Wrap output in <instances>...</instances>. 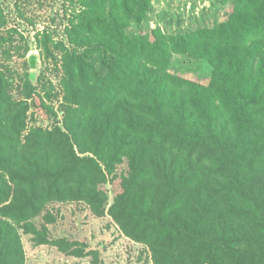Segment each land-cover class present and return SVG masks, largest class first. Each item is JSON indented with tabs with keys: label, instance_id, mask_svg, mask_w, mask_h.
<instances>
[{
	"label": "trees",
	"instance_id": "1",
	"mask_svg": "<svg viewBox=\"0 0 264 264\" xmlns=\"http://www.w3.org/2000/svg\"><path fill=\"white\" fill-rule=\"evenodd\" d=\"M152 1L85 0L64 48V128H28L29 100L0 71V264H26L10 220L39 246L96 253L35 225L53 202L110 215L154 264H264V0H233L213 28L130 32ZM176 54L209 60L210 82L172 73ZM126 159L107 208L101 185Z\"/></svg>",
	"mask_w": 264,
	"mask_h": 264
},
{
	"label": "rangeland",
	"instance_id": "2",
	"mask_svg": "<svg viewBox=\"0 0 264 264\" xmlns=\"http://www.w3.org/2000/svg\"><path fill=\"white\" fill-rule=\"evenodd\" d=\"M233 0H153L146 19L129 28L148 33L161 28L165 34L213 28L227 21ZM85 0H0V71L10 82L9 93L16 101L29 100L28 128H64L65 101L63 69L65 47L73 49L69 29L85 11ZM38 56L34 75V98H27L25 83L30 75L29 58ZM171 72L208 84L214 67L209 60L174 55ZM46 107H51L48 113ZM129 173L126 159L101 188L107 192V208L123 190V177ZM48 216L54 221L47 222ZM41 229L48 227L51 239L79 241L85 251L76 257L51 245H38L22 224L13 223L21 236L26 264H154L150 247L127 237L110 215L97 217L85 202H53L33 220ZM78 247V249H79Z\"/></svg>",
	"mask_w": 264,
	"mask_h": 264
},
{
	"label": "water",
	"instance_id": "3",
	"mask_svg": "<svg viewBox=\"0 0 264 264\" xmlns=\"http://www.w3.org/2000/svg\"><path fill=\"white\" fill-rule=\"evenodd\" d=\"M29 62H30V71L32 74H34L37 69L38 56L36 54H32L29 58Z\"/></svg>",
	"mask_w": 264,
	"mask_h": 264
}]
</instances>
